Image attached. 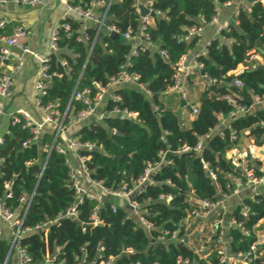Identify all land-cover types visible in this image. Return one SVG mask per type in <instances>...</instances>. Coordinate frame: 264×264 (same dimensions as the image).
I'll return each instance as SVG.
<instances>
[{"label":"trees","instance_id":"trees-1","mask_svg":"<svg viewBox=\"0 0 264 264\" xmlns=\"http://www.w3.org/2000/svg\"><path fill=\"white\" fill-rule=\"evenodd\" d=\"M95 1L104 3L97 7V11L101 16L106 14V25H115L123 33L129 29L134 35L140 32L141 16L136 10L138 0H70V3L88 8ZM230 1L151 0L156 14L154 24L147 31L158 48L137 56H131L132 42L112 39L104 27L99 30L95 23H89L86 30L90 39H80L83 22L71 16L67 18L72 33L60 30L61 50L51 59V71L61 76L54 79L44 102L58 101L64 112L84 66L81 87L92 86L93 79L106 84L128 60L131 61L128 72L138 74L140 81L153 93L150 99L135 86L116 88L121 101L110 102L108 108L135 112L137 119L115 116L91 127L84 126L77 132L81 140L97 142L102 147L88 153L91 158L87 165L92 177L116 190L123 184L132 187L144 174L148 163L160 161L163 150L172 152L167 156L172 164H164L157 170L151 182L134 197L148 210L146 217L153 223L150 233L137 218H128L122 201L106 198L98 203L84 198L77 207L78 217L62 219V229L59 225H52L48 232L36 231L23 237L22 244L35 262L43 261L47 251L53 254L60 247L58 259L67 264H75L77 258H86L95 264L111 259V264H177L180 256L190 258L196 264H219L216 251L202 259L195 248L170 239V234L177 231L180 237L184 236L187 216L200 208V201L219 199L221 194L229 191V184L234 187L233 177L246 179L243 167L236 166L228 157L231 149L244 137L252 139L253 144H264V107L252 109L254 95L264 96V68L249 66L251 52L259 47L264 49V4L261 0H248L252 4L251 11L241 8L237 15L239 24H231L222 32L225 37L233 38L232 44L215 40L208 46L207 54L200 58L204 74L216 82H207L200 93L197 100L199 112L189 128L181 126V117L167 106L168 98L163 94L174 84L176 64L188 50L196 47L198 38L188 42L180 39L186 33L185 28L199 25L201 17L210 21L216 9ZM181 13L185 17H181ZM2 33L3 29H0ZM160 49L167 51L168 58L161 56ZM63 58L68 60L70 71L63 66ZM240 65L245 69L237 73ZM235 80H240L243 87L234 85ZM226 94L252 105L251 111L229 118L235 107L225 98ZM154 105H159L161 110L155 112ZM220 114L227 119L223 135L214 130L221 120ZM11 133L5 134L6 142L0 146V156L5 158L0 174V198H4L5 183L10 181L13 197L6 202L12 209H20L21 196L34 194L24 227L54 220L76 200L75 190L70 186L69 168L65 165L67 154L53 151L47 158L40 144L23 145L30 137L28 129L12 125ZM233 133L237 134V139L232 138ZM206 135L210 137L200 153L194 150L180 152L185 146L194 148ZM202 159L211 164L217 181L207 175ZM246 165L254 169L256 176L263 174L258 168L261 162L250 160ZM168 195L172 196L170 201L161 199V196ZM245 202L250 206L248 218L243 216L240 204L232 209L231 214L243 221L251 233L245 235L239 229L230 231L234 238L231 243L234 252L250 250L257 239L254 226L264 219V196L256 197L255 201L245 198ZM113 204L117 205L116 212L112 210ZM97 206L100 224H95L92 219ZM164 231L169 234L161 241L159 236ZM10 247L11 240L0 237V264H13L8 258ZM130 249L132 252L127 251ZM255 264L261 262L256 260Z\"/></svg>","mask_w":264,"mask_h":264},{"label":"built area","instance_id":"built-area-1","mask_svg":"<svg viewBox=\"0 0 264 264\" xmlns=\"http://www.w3.org/2000/svg\"><path fill=\"white\" fill-rule=\"evenodd\" d=\"M41 2V0H0V5L16 3L36 6L41 4ZM60 2L66 6L68 13L76 14L79 19L85 22L82 25L83 32L80 39H90V36L86 32L88 22H90L97 24L99 30L104 27L109 34L118 32L123 35L125 41L132 42L133 49L131 56H137L139 53L158 48L147 31L148 27L154 23V18L150 13L154 12L156 14L155 10L151 7V0H146L145 4L140 2V0L136 2V10L141 16V30L137 35L133 34L132 29L123 33L115 25H106V14L101 16L96 11L98 6L104 4L102 1H95L88 8L73 5L70 3V0H60ZM261 2L264 4V0H261ZM141 5L149 9L150 13L146 16L141 15ZM157 13L163 14L161 12ZM67 18L68 14L64 16L62 22L53 30L49 40L48 50L42 56H39L31 49L29 44L26 43L31 36V32L25 24L15 26L13 32L9 35L4 33L0 34V124L2 118L9 114L8 104L15 96V73L21 68L24 55L30 54L40 61V68L36 72L34 86L35 108L38 111V116L36 118L28 110L18 108L9 114L11 125H19L21 128L29 130L30 137L23 143L25 147L38 143L41 145V149L46 152L47 158L53 151L67 154L65 165L69 168L70 186L75 190L76 196L75 203L65 212L60 213L54 220H48L33 227H24L25 217L30 208L34 194L30 196H21L19 199L20 209H12L6 202V199L13 197L12 182L7 181L5 183L4 198H0V219L6 221L10 225L12 239L9 255L16 253L18 256V264H67L64 260L58 259V254L61 252L60 247H57L53 254L47 251L43 261L35 262L27 248L22 244V239L28 233L36 231L48 232L52 225H60L62 219H76L79 215L77 207L82 204L84 198L96 200L98 203H102L106 198L122 201V204L127 208L128 218H137L140 224L150 233L153 229V223L146 217L148 210L144 207L145 204L139 203L134 197L143 186L151 182L157 170L164 164H172V160L167 159V156L172 152L170 150H163L160 152V161L148 163L144 174L134 182L132 187L123 184L116 190L106 187L103 181L92 177L91 170L87 165V161L91 158L88 153L99 151L102 147L97 142L81 140L80 136L76 135L77 132L84 126L91 127L96 123H102L106 118H113L115 116L134 120L137 119V113L135 112L122 110L118 107L112 109L108 108L110 102L121 101V96L116 91V88L120 86H135L150 99L153 98V93L145 83L140 81V76L138 74L128 72L127 68L131 64V61L128 60L121 66L120 72L116 76L110 77L106 84L93 79L92 86L81 87L80 84L84 74V66L74 86L70 102L64 112L60 109V103L58 101L44 102V98L48 96L49 89L52 87L54 79L61 76L59 73L51 71V59L54 54H57L61 50L59 45L60 30L63 29L68 32V34L72 33V27L71 24L66 21ZM218 18L219 8L216 9V14L210 21L201 17L199 25L186 27V33L183 34L180 39L188 42L193 38H198L197 43H199V35L202 29L207 25L218 23ZM235 24H239L237 17L235 18ZM5 25V20L0 21V29L4 28ZM230 25L229 23L222 24L219 30L222 37L229 44H232L233 38L225 37L222 34L223 31L229 29ZM95 40L96 38L94 41ZM159 51L161 56L168 58L166 50L160 49ZM207 52L208 47L205 48L204 51L197 53H193L192 49L188 50L176 64L177 72L174 77L173 86L168 92L163 94L165 98H168L170 94L176 93L180 96V99H185L187 104L191 106L192 110L189 111L191 116L190 122L184 120L182 112L180 115L181 126L184 128L190 127L192 120L199 112L198 105L193 104L189 100V90L192 81L196 77L202 76L209 83L216 82L215 79L207 78L205 74L202 75L201 73L203 71V64L200 58L207 54ZM62 64L67 68V71L71 70V66L67 59L63 58ZM4 68H8V70L3 71ZM234 85L243 87V83L240 80H235ZM225 98L235 107L233 111L230 112L229 118H236L251 111L252 105L238 101L232 94H226ZM254 101L264 102V96L254 95ZM78 104L80 107H77ZM154 110L155 112H159L161 110L160 106L154 105ZM220 116L222 115L220 114ZM226 120L227 119L222 116L220 122L214 129L215 131H219L220 135H223L222 129L227 125ZM209 137L210 135L202 137L194 148L185 146L180 152L194 150L196 153H200ZM232 138L237 139V134L233 133ZM5 142V135L0 131V146H3ZM239 145L231 149L235 154L239 149ZM4 162L5 158L0 156V174ZM201 162L207 175L213 181H217V175L211 164L204 159H202ZM233 163L236 166L243 167L246 179L244 180L239 176L233 177L234 187H231L229 184L227 187L229 191L221 194L219 199L215 201L207 199L200 201V208L195 209L187 216L186 234L180 237L178 232L174 231L170 234V239H176L181 243H186L195 248V251L202 259H207L211 253L216 251L219 264H255L256 260L264 264V219H261L254 226L257 239L251 245L250 250L247 252H234L231 249V243L234 238L230 231L232 229H239L243 234L249 235L251 230L245 227L243 221H238L232 214L227 215L226 213V202L231 200L232 197L242 194V192L246 190L251 192L250 197H246L250 200L255 201L256 197L264 196V164L261 163L258 167L263 174L256 176L254 169L244 166L245 164L243 162L233 160ZM29 164L30 162H27V165ZM165 198L170 201L172 196H161V199ZM240 205L243 207V216L248 218L250 215V206L245 202V199L241 200ZM112 210L116 212V204L112 205ZM92 219L95 224L101 223L99 220V206L94 209ZM197 223H199V226L202 228L199 230L198 235L194 236L195 241L200 242L198 248L194 243H191L190 235L188 234L189 229L196 227ZM189 226L190 228L188 229ZM168 234V231L162 232L159 236V240H166ZM1 236L2 230L0 229V237ZM127 251L132 252L131 249ZM111 261L112 259L109 262H102L101 264H111ZM75 264L95 263H89L86 258H77ZM177 264H196V262L190 258L180 256L177 259Z\"/></svg>","mask_w":264,"mask_h":264},{"label":"crops","instance_id":"crops-1","mask_svg":"<svg viewBox=\"0 0 264 264\" xmlns=\"http://www.w3.org/2000/svg\"><path fill=\"white\" fill-rule=\"evenodd\" d=\"M41 1V4L36 6H27L16 3L0 5V21H6V25L2 28L4 34L9 35L13 32L15 26L25 24L31 32V36L28 38L26 43H28L31 49H33L39 56H42L47 52L51 34L53 30L62 22L65 15L68 14V17L71 16L79 19L76 14L68 13L66 6L61 3L60 0ZM140 2L145 4L146 0H140ZM251 7L252 4L248 0H231L225 5L220 6L218 23L207 25L202 29L199 35L200 42L192 49L193 53L204 51L205 48H207L215 40H220L221 43H228L220 33V25L225 23L235 24V18L237 17L240 9L243 8L247 11H251ZM81 22H83V24L85 23L83 20H81ZM89 23L90 22H88V24ZM259 65H264V49L261 47L257 48V50H253L249 59L250 67L256 68ZM39 68L40 61L38 58L30 54L24 55L21 62V68L14 76L15 96L8 104L9 114L18 108H23L31 112L32 115L37 118L38 111L35 108L34 86L35 75ZM244 69L245 67L240 65L236 72L240 73ZM7 70L8 68L3 69V71ZM207 82L208 81L204 77L198 76L190 84L189 100L193 104H197L199 95L205 89ZM180 102L181 99L178 94H170L168 96L167 106L178 113V110H180ZM256 107H264V102L254 101L252 109ZM189 111L190 110L187 106L181 108L182 117L187 122L191 121ZM9 114L2 118L0 124V131L4 135L11 133L12 125ZM243 144H247L248 148L244 150L239 147L236 151V154H239L237 158L239 162L241 161L245 164L246 161L252 160L253 162L259 161L264 164V144H253L252 139L249 138H246ZM243 144L241 142L239 146H243ZM250 194L251 192L246 190L242 192V194L234 196L231 200L227 201V215L231 214L232 209L236 205L240 204L242 199L250 197ZM0 229L2 230L1 237H5L9 240L12 239L9 223L0 219ZM8 258L9 260H12L13 264H18V256L16 253L10 254Z\"/></svg>","mask_w":264,"mask_h":264},{"label":"water","instance_id":"water-1","mask_svg":"<svg viewBox=\"0 0 264 264\" xmlns=\"http://www.w3.org/2000/svg\"><path fill=\"white\" fill-rule=\"evenodd\" d=\"M149 9L147 7H145L144 5H141V15L142 16H146L147 14H149ZM152 16H155V13L154 12H151L150 13ZM181 17H185V14L184 13H181ZM111 38L114 39V40H117L119 42H124L125 41V38L123 37L122 34L118 33V32H112L110 34ZM261 68H264V65L261 66ZM252 69H249L248 71H251ZM242 72V71H241ZM202 75H204V71L201 72ZM187 106V108L191 111V106L187 104L186 100L185 99H181V102H180V110H178V115H181V108ZM12 135V133H11ZM171 154V153H170ZM60 229H62V226L59 225Z\"/></svg>","mask_w":264,"mask_h":264},{"label":"rangeland","instance_id":"rangeland-1","mask_svg":"<svg viewBox=\"0 0 264 264\" xmlns=\"http://www.w3.org/2000/svg\"><path fill=\"white\" fill-rule=\"evenodd\" d=\"M245 139H246L245 137L242 139V144H243V142H244ZM247 146H248L247 144H243V146H239V147L245 150V149L248 148ZM238 156H239V154H234L233 151H229L228 152V157H231L234 161L237 160ZM244 166H247L246 163H245ZM199 225L200 224L198 223L197 226L194 227V228H192V229H189L190 226L188 227V229H189L188 234L190 235L189 237H190L191 243H194V245L197 248L199 247L200 242L195 241L194 236L198 234L199 230H201V227Z\"/></svg>","mask_w":264,"mask_h":264}]
</instances>
